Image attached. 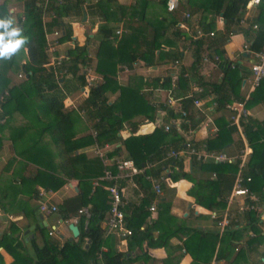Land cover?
I'll return each instance as SVG.
<instances>
[{"label": "trees", "instance_id": "trees-1", "mask_svg": "<svg viewBox=\"0 0 264 264\" xmlns=\"http://www.w3.org/2000/svg\"><path fill=\"white\" fill-rule=\"evenodd\" d=\"M85 0H2L0 2V94L6 92V96L0 103V118H5L10 126L19 120L17 126L9 127L8 139L13 151L23 157L22 150L27 148L36 149V152L28 154V163L35 165V175L31 180L38 182L39 186L46 191H56L64 182L76 180L83 182L84 189L71 198L65 199L57 208L61 220H68L75 216L77 210L88 201L89 219L84 225L83 218L78 220V235L75 241L64 242L56 246L45 240L41 234V246L35 241L29 242L31 254L25 252L21 243L16 238L2 236L5 240L6 251L12 256L11 264H129L132 259L127 253L116 252L109 249L106 252L100 251L105 244L102 238L103 229L101 222L109 209V199L106 190L95 188L90 192V182L103 176L104 167L100 160L93 156L87 158L85 153L80 151L96 144L98 146L111 145L120 141L124 146L126 156L132 161L136 168H144L146 164L153 166L136 176L142 198L137 206L131 208L122 207L124 213L125 227L130 231L126 237L127 250L130 252L134 247H140L142 241H146L148 247L155 246L152 242L151 232L160 231L158 236L160 243L167 241L176 234H187L183 242L185 249H191L192 242L196 240L198 251L206 250L205 261L210 260L214 253L215 245L218 249L215 258L228 259L230 251L235 246V231L210 234L212 241H208L209 235H203L198 230H184L180 223L169 215L168 204L159 202L157 209V220L151 224L146 223L150 201L153 193L149 176L158 179L165 176L171 185L160 184L163 195H171L175 183L184 179L193 184L189 195L194 199L196 205L208 210L219 211L224 208V199L230 191L233 178L236 173V162L233 164L198 163L190 159L192 170L206 174L202 179L192 178V173L183 172V159L165 158L170 151L182 150L180 142L165 144L166 137L175 134L172 129L164 132L162 128H156L149 134L134 135L137 125L144 121H152L155 112L161 109V105L155 107L148 103L147 95L143 93L144 88L148 89H169L170 79L154 78L146 80L140 76L131 74L127 77L125 85H116L115 77L117 70L124 67L132 69L133 63L141 62L145 66H153L156 60L174 61L180 57V52L175 49L172 40H185L193 46L192 62L187 69L190 77H197L201 63V52L203 47L210 48L219 42H224L233 33H240L247 44V51L257 53L264 44V2L256 6V14L245 28H239L241 16L249 0H187L188 8H194L190 14L199 13L200 22L198 37L195 32L189 37L181 33L177 26L181 23L177 11L168 13L165 10V1L159 0L160 10L148 11L146 0H133L128 7L122 23L126 31L114 35L115 28L112 24H101L96 32L100 39L95 52V72L101 79L96 83L88 85L83 68L88 64L87 44L78 46L73 44L63 56L59 66H47L48 55L42 41L41 20L44 14L49 15V21L43 25L45 33L59 31L56 39L58 44L71 41V31L68 25L62 20L69 17L81 18L82 13H89L94 16V11L104 22V13L95 5L91 4L83 8ZM105 5H111L116 0H97ZM20 3L21 10L15 14L8 12L9 5ZM179 8V7H178ZM84 9L86 11H84ZM110 12V10H107ZM208 14L219 16L222 20V30L217 41L213 34L208 37L209 26L205 24ZM189 16V14H188ZM190 17V16H189ZM188 26V20H184ZM255 26V29H253ZM189 27V26H188ZM190 28V27H189ZM171 29L172 40H163L162 33ZM204 34V35H203ZM85 41H89L86 36ZM168 49H166V48ZM172 49V50H169ZM231 65H233L232 68ZM222 74L221 82L218 85L204 84L197 79V85L201 88L198 96L215 93L226 85L232 100L241 102L238 90L242 80L248 72L236 63L221 58L217 63ZM186 74V75H187ZM22 75L20 82L13 83L10 76ZM185 71L180 69L175 85L181 91L185 90L187 80L182 78ZM26 77V78H25ZM17 78V77H16ZM87 86V96L78 106L84 110L86 119L91 122L89 127L96 132L95 138L85 134L87 125L80 119L77 112L65 109L64 99L73 91ZM117 92L116 98L108 101V94ZM193 94L190 98L180 101L182 110L187 112L186 119L194 118L190 113ZM225 95H219L216 99V110L227 109L232 104ZM264 103V77L260 80L244 101L245 110H251L257 105ZM167 118L172 117L169 107L164 108ZM127 125L132 136L120 140L117 133ZM242 134L247 145L251 149L248 161L245 165L243 175L249 177L247 188L264 205V120L256 121L250 118L240 122ZM236 132L234 126H229L222 120L218 125L216 135L203 142L208 152H222L231 143V136ZM1 143V140H0ZM49 147H52V155ZM21 151V152H20ZM117 149L108 153V157L116 154ZM54 157V164L52 163ZM112 173L115 168L110 167ZM162 174V175H161ZM214 174L212 178L211 175ZM101 185H107L104 181ZM251 222L247 225L248 230L253 233L254 238H249L245 246L249 247L260 241L261 235L258 226H264L255 213H248ZM218 220V219H216ZM84 226V227H83ZM143 227V228H142ZM142 228V230H141ZM198 242L202 244H198ZM231 249V250H230ZM227 250L225 253L224 251ZM245 253L239 251L235 254L232 262L237 264L243 259ZM193 256V255H192ZM194 257V256H193ZM195 258V257H194ZM166 264V261H163Z\"/></svg>", "mask_w": 264, "mask_h": 264}, {"label": "crops", "instance_id": "crops-1", "mask_svg": "<svg viewBox=\"0 0 264 264\" xmlns=\"http://www.w3.org/2000/svg\"><path fill=\"white\" fill-rule=\"evenodd\" d=\"M158 1L159 0H146L147 10H160ZM186 1L187 0H181L179 8L177 9V14H179L178 18L181 21V23H178L177 26L180 25L178 27L180 28L181 33L185 34V37H189L192 35L193 31L195 34L198 31L196 28L198 27L201 17L199 13L190 14L191 11H194V8H188ZM132 2L133 0H116L111 5H105L103 2L97 0H85L83 3V8H86L91 4H95L100 9V11L104 13V22L101 21L99 17H95L97 11H94V16L88 14V11L87 14L82 13L81 18L69 17L63 19L62 22L70 27L71 41L61 44H58L56 40L57 38H54L52 34L54 31H52V33H45L43 25L49 21V15L44 14L41 20V29L42 41L46 49L45 51L48 55L47 66L53 67L54 62L58 57L67 55V50L72 48L74 42L78 46L86 43L88 57L87 66H89L92 70V78L95 81L93 83L99 81L101 77L95 72V52L97 43L100 39L96 32V26H100L101 24H114V28L116 30H120L122 32L126 31L127 33L128 30H125V28L122 27V23L124 21L127 9L132 4ZM20 10V7L15 8L10 6L8 12L15 14ZM107 10H110V12ZM84 11L86 10L84 9ZM184 14H189L190 16L188 19H186L188 20V26L190 28L184 22ZM255 14L256 6H245L241 16L242 23L239 24V28L243 29L247 27L254 18ZM83 15L85 16L84 21H82ZM97 15L99 16L98 13ZM89 22L93 23L92 29L89 31V34L85 35L84 28ZM205 24H207V26L210 28L209 33L214 34V38L219 41L220 39L218 33L221 32L223 25L221 18L219 16L208 14L205 19ZM86 36L89 38V41L87 42L85 41ZM160 38L163 40H172L171 38L173 37L171 36V29L165 33H162ZM172 41L175 43V49L173 50H177L181 53L177 60H156L153 66H145L141 62L136 61L133 63L132 69L130 70L121 67V69L117 70L116 72V85H125L127 77L131 74L140 76L146 80L154 78H159V80H162L163 78L170 79L171 87L169 89L150 90L148 88H144L142 90L143 93L149 92L147 95L148 103L155 107L161 105V109H158L155 112L152 121H144L138 124L134 135L149 134L156 128L163 129L164 125L169 124L172 120L178 119L179 117L176 107L179 105L180 101L190 98L193 94L194 97L192 100L198 99L201 103L200 110L195 108L191 103L189 112L195 114L194 118H192L189 122V120L186 119L188 116L186 112V117L180 121L179 125L170 126V129L173 130L175 135L166 137L164 143L166 145L176 142L184 144L186 141H190L196 146L200 147L203 145V142L213 138L216 135L218 125L221 124L222 120L224 122L228 121L229 111L227 109L217 111L216 99L219 95H225L229 98V100H232V97L229 95V90L226 85H224V87L219 90V95L212 93L204 94L202 97H196L201 91V88L197 85L198 81L196 80L201 79L200 81L204 84L218 85L221 82L222 74L218 69L217 63L221 60V58H226L232 64L236 63L246 69L248 72L247 76L242 80L238 90V96L244 100L250 93L249 67L253 60L247 51V44L243 36L240 33H233L228 36L224 42H219L210 48L203 47L201 52V63L197 77H190L187 74V69L192 62L191 55L193 52V46L189 43L188 38L185 40ZM232 67L233 65H231L230 68ZM180 69L185 71V75H183L182 78L187 80V85L183 91L178 89L175 85ZM78 92L80 94L78 96L66 95L63 102L65 109H68V107H66L67 103H72L78 108V106L87 96V86L79 89ZM116 96L117 92L110 95L108 101L112 102ZM169 96L177 100L175 105L168 106L166 104V99ZM234 102L237 101L232 100V103ZM166 107H169V110L173 115L172 117L167 118V112L164 110ZM247 112V118L256 121L264 120V103L257 105L251 110H247ZM8 124L9 123H6L5 118H0V264H11L13 261L12 256L5 249L9 246H7L8 244H6L5 240L2 239L3 235L6 237L10 236L12 238H16L17 242L22 244L25 252L28 254L32 253L29 245L30 241L34 240L37 246H41V234H46L45 236L48 238V241L56 246H61L66 241L74 242L76 238L68 241V239L71 237L70 232L68 231V225L70 224V219L74 216H71L68 220L63 221L61 220L58 212L50 215H41L38 212V205L40 202H46L49 205H53L58 208L65 199L73 197L84 189L83 182L73 180L64 182L59 189L50 192L40 187L38 182L32 181L31 179L34 178L35 175L34 169L37 167L31 163H28L27 159L23 157H27L28 154L36 152V149L31 148L28 150L25 148V150H22V152L20 151L23 154V157L17 155L11 148V143L8 139V132L10 129L9 127L17 126L19 124V120L13 122L10 126H8ZM85 134H89L88 130L85 132ZM117 136L120 138V140H125L132 136V132L127 125H124L123 128L117 133ZM231 139V143L225 148L224 151L213 153H225L228 156H235L242 146V142L237 130L231 136ZM120 144L121 143L119 141L115 144L109 145L108 153L116 148L117 152L111 156L112 159L115 158L129 160L126 156L127 154L124 146ZM92 147L93 144L82 149L80 152L85 153L87 158H91L94 156L92 153ZM51 149L52 147H49V150ZM180 151L181 150H178L177 152ZM51 152L52 155H54L53 150H51ZM179 157L183 159V172L186 174L193 172L192 178L194 179H202L206 177V174L198 172L196 168L192 170L190 158H188L186 155L180 154ZM53 161L54 157H52L51 164H54ZM136 176L137 175H133L129 181L124 179L118 183V187L122 189V196L125 201V206L129 208L132 206H137L142 198L140 184L138 180H135ZM100 183L101 182H97V179L92 180L90 182V192H92L95 188H101L105 191V185H101ZM192 187V183L188 182L187 180L180 179L173 186V192L171 195L164 196L162 190L160 191L159 195L154 194L153 199L149 203V207L153 206L154 211L150 212L148 210L149 207L146 208L148 211L146 223L151 224L157 220V209H159V202L163 201L169 205V215L175 218L184 230L191 231L195 229L203 235H209L207 238L208 241L213 240L210 234L217 233L218 236H220L221 233H219L216 229L215 222L216 219L220 218L223 210L220 209L216 212L208 211L196 205L194 199L189 195V191L192 189ZM39 192H44L45 195L40 197L38 196ZM82 207L87 208L89 211L90 205L88 201L85 200L84 206ZM212 215H214L215 218H213ZM256 215H260L259 218L264 220V209ZM40 216L42 217L41 221L39 220ZM237 219L238 223L236 225L227 228L228 231H235V238H237L234 240V248L232 250L230 249L231 255L228 259L215 258L218 244L215 245L214 253L208 261H205L207 258L205 255L206 250L203 249L198 251L196 240L192 242L191 249L189 248L186 250L183 246V242L186 240L187 234H176L171 237L167 243H160L158 240V236L161 234L160 231L151 232V239L152 242L156 244L155 246L148 247L146 241H142L140 247H134L133 250L128 252L126 238L119 239L113 234H105V219L101 222L100 227L103 229L102 238L106 240L105 244L100 248V251L106 252L109 249H112L116 252L124 254L127 253V255H129L128 258L132 259L129 264H164L163 261H166V264H212L213 262L214 264H232L235 254L241 250L245 253V256L243 255V259H240L237 264H262L261 260H264V226L262 224L258 226V229L260 230L259 234L261 235L260 241L249 247H246V240L249 238H254L253 233H251L247 227L251 220L249 219L248 214H244L240 217L237 216ZM37 223L41 224V228L38 227ZM73 225L77 227L78 221H76V223ZM48 231H52L51 235L47 234ZM46 238L45 240H47ZM198 244L202 243L198 242ZM226 251L227 250H225L224 253ZM235 262L234 264H236Z\"/></svg>", "mask_w": 264, "mask_h": 264}, {"label": "built area", "instance_id": "built-area-1", "mask_svg": "<svg viewBox=\"0 0 264 264\" xmlns=\"http://www.w3.org/2000/svg\"><path fill=\"white\" fill-rule=\"evenodd\" d=\"M181 0H166L165 1V10L168 13H172L177 11ZM264 0H249L246 6H257ZM184 18L188 19L189 16L184 14ZM242 23V21H240ZM180 26V25H178ZM255 29V26H253ZM120 30H116L114 35L118 36L120 34ZM53 36L60 35L59 31H54ZM197 36H200L201 33L199 31L196 32ZM212 33H209L208 36H212ZM253 62L249 67L250 71V82H249V91L251 92L257 85L260 80L264 77V44L261 47V50L257 53H250ZM63 61V56L58 57L54 66H59ZM85 75L88 85L93 82V78L90 75L92 73L91 68L84 67L82 71ZM17 78H22V75H17ZM199 91V90H198ZM6 96V92L0 94V103L3 101V98ZM190 97V96H187ZM247 98V97H246ZM234 102L227 107L229 111L228 116V124L229 126H234L239 133L242 148L238 151L235 156H228L225 153H213L208 152L205 148V145H201L200 147L196 146L193 142L186 141L183 144V148L180 152L170 151L166 154L165 158L177 159L180 154L186 155L188 158L193 159L198 163H213V164H233L236 162V173L233 178L232 187L224 199V209L222 215L215 222L216 229L219 233L223 232L225 229L234 226L238 223L237 216L255 213L259 214L261 210L264 209L263 204H260L258 197L251 192L246 183H249L250 178L245 177L243 175V171L245 169V165L248 161L249 155L251 154V149L246 143V140L242 134V128L240 126V122L246 120L248 117V112L245 110L243 104L244 101ZM177 100L173 97H168L166 99V104L168 106H173ZM192 105L200 110L201 103L198 99L192 100ZM66 107L71 110H75L80 117L84 121V123L88 127V133L91 138H95L96 132L95 130L89 127L91 124L90 121L86 119V115L84 110H80L75 107L72 103H67ZM178 119L172 120L169 124L163 126V131L167 132L170 129V126L179 125L180 121H182L186 117V112L181 109L180 105L177 107ZM264 141V139H262ZM108 148L109 145L98 146L93 144L92 153L95 157H97L102 166L104 167L103 176L97 179L98 181H104L107 183L105 186V190L108 194L109 199V209L106 214V218L104 221V232L106 235L113 234L115 237L119 239H124L130 235V231L125 227L124 223V213L122 207L125 205V201L122 196V189L118 187V183L123 181L124 179L129 181V179L133 175L142 174L144 170L151 168L152 164H146L144 168H136L131 160H122V159H112L108 157ZM110 167L115 168V173H112ZM168 171L165 170L163 176H160L158 179L151 178L146 176L145 178L149 181L151 186V191L155 195L160 194V184L166 183L170 184V181L165 176ZM214 174H212V178ZM44 192H39L38 196L43 197ZM148 210L150 212L154 211L153 206L149 207ZM38 212L41 215H50L57 212V207L53 205H49L46 202H40L38 205ZM260 216V215H259ZM213 218L214 215H212ZM80 218H83L84 224H86L89 219V211L85 207H81L77 210L74 217H72L69 221L70 224H75ZM52 231H48L47 234L51 235ZM261 263L264 264V260H261ZM214 264V262L212 263Z\"/></svg>", "mask_w": 264, "mask_h": 264}, {"label": "rangeland", "instance_id": "rangeland-1", "mask_svg": "<svg viewBox=\"0 0 264 264\" xmlns=\"http://www.w3.org/2000/svg\"><path fill=\"white\" fill-rule=\"evenodd\" d=\"M1 1V0H0ZM15 7V8H18V7H20L21 6V4L20 3H12V4H10L9 5V7ZM77 22H78V20H77ZM92 25H93V23L92 22H89V23H87V25H86V27L84 28V32H85V35H87V34H89V31L92 29ZM98 26L99 25H97L96 26V28H98ZM112 26L114 27V24H112ZM116 30V29H115ZM54 38L56 39V38H58V36H54ZM99 38V37H98ZM87 68H89V66H87ZM91 76H92V73L90 74ZM21 79V78H20ZM20 79H17L16 78V76H12V75H10V80H11V82H13V83H18V82H20ZM93 82H95L94 80H93ZM69 96H71V95H75V96H78V95H80L79 94V92L78 91H75V92H71V93H69L68 94ZM109 95V94H108ZM111 95V94H110ZM110 95L109 96H107L108 98L110 97ZM79 101V100H78ZM241 148H242V146H241ZM240 148V149H241ZM239 149V150H240ZM260 202V201H259ZM253 213V212H252ZM240 216H242V215H240ZM239 216V217H240ZM46 234H44V237L46 238V236H45ZM53 238V237H52ZM47 240H48V238H46Z\"/></svg>", "mask_w": 264, "mask_h": 264}, {"label": "water", "instance_id": "water-1", "mask_svg": "<svg viewBox=\"0 0 264 264\" xmlns=\"http://www.w3.org/2000/svg\"><path fill=\"white\" fill-rule=\"evenodd\" d=\"M84 19H85V16L83 15V20L82 21H84ZM74 191H75V189H74ZM41 218L42 217L40 216L39 217V220L40 221H41ZM37 225H38L39 228H41V224L40 223H37ZM68 231L70 232V235H71V237L68 239V241H71L72 239H75L77 237V235H78V229H77V227L75 225L69 224L68 225Z\"/></svg>", "mask_w": 264, "mask_h": 264}]
</instances>
